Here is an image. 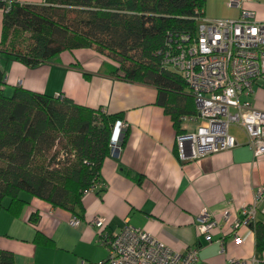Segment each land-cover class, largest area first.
<instances>
[{
  "label": "crops",
  "instance_id": "1",
  "mask_svg": "<svg viewBox=\"0 0 264 264\" xmlns=\"http://www.w3.org/2000/svg\"><path fill=\"white\" fill-rule=\"evenodd\" d=\"M226 3L204 0V16L236 18L238 9ZM244 6L257 18L264 17V0H246ZM2 16L0 8V39ZM3 65L0 89L4 95L10 96L16 87L51 97L61 95L87 108L119 113L127 125L120 135L118 154L101 163L102 188L83 193L77 225L69 223L74 215L70 210L27 192H20L21 201L11 206L4 198L0 249L12 253L15 264L104 260L107 251L91 224L96 216L105 219L108 234L127 223L174 251L196 247L195 264H264V248H257L252 227L237 228L241 243L231 240L233 225L241 218L240 207L250 203L256 188L264 184V155H253L245 133L234 137L237 145L231 149L181 162L175 149L177 132L170 115L156 102V88L124 80L116 70L117 63L94 47L64 49L35 67L13 59ZM254 102L258 106L259 100ZM196 125L181 122L180 127L188 131ZM202 209L217 222L210 230V240L198 229ZM257 221L261 222L259 214Z\"/></svg>",
  "mask_w": 264,
  "mask_h": 264
},
{
  "label": "trees",
  "instance_id": "2",
  "mask_svg": "<svg viewBox=\"0 0 264 264\" xmlns=\"http://www.w3.org/2000/svg\"><path fill=\"white\" fill-rule=\"evenodd\" d=\"M4 5L0 1V8ZM203 5L204 0L13 1L2 12L0 85L9 59L35 67L64 49L94 47L117 63L124 80L156 88V102L176 132H184L181 117L195 112L193 99L179 76L161 68L154 51L168 33H193V17ZM22 33L28 41L21 48L15 37ZM121 119L65 97L21 87L7 96L0 89V209L4 198L11 206L27 192L80 219L81 197L100 181L114 124ZM251 227L257 248H264V224ZM0 264H15L13 254L0 249Z\"/></svg>",
  "mask_w": 264,
  "mask_h": 264
},
{
  "label": "built area",
  "instance_id": "3",
  "mask_svg": "<svg viewBox=\"0 0 264 264\" xmlns=\"http://www.w3.org/2000/svg\"><path fill=\"white\" fill-rule=\"evenodd\" d=\"M0 1L5 4L2 12H6L9 4L17 0ZM245 1L227 0L228 7L238 9L236 18H207L200 9L193 17V33H168L164 46L154 51L162 69L178 71L195 107V112L182 116L181 121L197 123L196 127L176 134V155L181 162L235 147L230 125L245 133L254 156L264 155V17L257 18L253 10L244 6ZM253 96L262 107L252 101ZM126 126L122 120L115 122L111 156L118 154L120 135ZM102 186L100 181L93 185ZM227 214L224 212V219ZM258 214L264 224V184L256 188L250 203L240 207L241 218L233 225L232 242L243 241L237 228L256 224ZM197 222L200 233L210 240L216 220L202 209ZM69 223L75 226L79 219L72 216ZM91 224L107 255L90 264H195L198 260L196 247L174 251L147 231L127 223L113 234L107 233L102 216L94 217Z\"/></svg>",
  "mask_w": 264,
  "mask_h": 264
},
{
  "label": "rangeland",
  "instance_id": "4",
  "mask_svg": "<svg viewBox=\"0 0 264 264\" xmlns=\"http://www.w3.org/2000/svg\"><path fill=\"white\" fill-rule=\"evenodd\" d=\"M27 37H28V33H22V34H19L18 36L15 37V43L18 45V47H21L22 48L23 45H25V43H27V41H28L27 40ZM170 71L172 73H174L175 75H179L178 71H176L175 69H171ZM185 91L188 92V90H185ZM261 95H262V93L259 91L258 92V96H261ZM254 98L255 97L253 96L252 97V101L253 102H254ZM257 103H258V106L259 107L262 106V103L261 102H257ZM229 132H230V134L234 135V137H236V138L243 137V135H244V132L241 129H239L236 125H230Z\"/></svg>",
  "mask_w": 264,
  "mask_h": 264
}]
</instances>
